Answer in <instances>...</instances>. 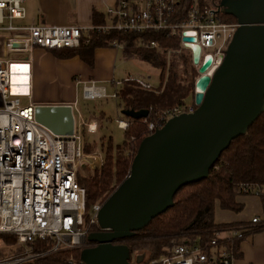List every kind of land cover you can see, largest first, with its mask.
<instances>
[{
  "label": "built area",
  "instance_id": "obj_1",
  "mask_svg": "<svg viewBox=\"0 0 264 264\" xmlns=\"http://www.w3.org/2000/svg\"><path fill=\"white\" fill-rule=\"evenodd\" d=\"M217 2L190 0L182 6V0H116L105 8L103 23L17 26L14 20L26 17L25 0H0V35L6 45V53L0 55V264H26L45 254L73 249L80 252L94 246L87 236L99 230L98 212L107 198L86 208L85 188L79 183L82 168L93 171L101 167V159L94 151H85L88 135L98 132V122L84 119L76 100L68 104L73 116L71 134H56L35 118L37 104L32 100L30 67L33 49L77 48L88 42L92 33L138 34L152 30L178 37L181 46L191 50L192 64L198 72L196 78L203 74L211 77L220 65L216 59L225 56L239 26L236 19L222 18L223 13L216 9ZM109 43L116 50L124 48V41L117 37ZM136 46L158 47L156 41L143 39ZM16 54L22 57H12L19 56ZM208 58L209 65L199 72ZM13 62L27 66L26 92L13 90ZM124 82L135 83L143 90L154 89L145 78L129 74L122 81L112 80L114 90L110 94L93 81L83 84L82 98L117 99V91ZM197 91L195 85L194 93ZM22 98L28 102L23 103ZM196 107L193 96L188 103L160 111L152 120L142 118L147 135L174 116L193 113ZM115 122L119 129L125 130L134 119L118 115ZM135 152L132 143L129 153L134 156ZM236 191L258 196L264 205V184L242 182ZM263 226L264 217L254 216L248 222L214 228L208 240L184 233L172 239L165 252L147 264H233L234 252L227 243L241 240ZM2 235L12 236L14 242L5 244ZM35 241L44 248L34 251ZM127 242L118 239L113 243ZM66 264L82 263L79 258L70 257Z\"/></svg>",
  "mask_w": 264,
  "mask_h": 264
},
{
  "label": "water",
  "instance_id": "obj_2",
  "mask_svg": "<svg viewBox=\"0 0 264 264\" xmlns=\"http://www.w3.org/2000/svg\"><path fill=\"white\" fill-rule=\"evenodd\" d=\"M216 7L239 24L225 56H218L211 77L203 74L196 81L204 88L194 93L195 111L168 119L140 141L128 175L98 212L99 230L88 234L94 246L80 251L82 264H131L129 245L113 242L130 240L174 205L182 186L207 178L230 142L264 112V0H219ZM121 113L141 119L149 110L122 108ZM35 118L56 134L73 132L67 104H37Z\"/></svg>",
  "mask_w": 264,
  "mask_h": 264
},
{
  "label": "trees",
  "instance_id": "obj_3",
  "mask_svg": "<svg viewBox=\"0 0 264 264\" xmlns=\"http://www.w3.org/2000/svg\"><path fill=\"white\" fill-rule=\"evenodd\" d=\"M189 1L182 0V6H186ZM222 18L235 20L233 16L226 14H222ZM105 20V13L93 12V24L103 23ZM115 37L124 41L123 55L133 56L160 70L159 84L155 90H143L135 83L124 82L117 91L120 107L134 110L146 108L149 110L147 120H152L160 111L182 105L187 98L194 96L198 72L192 64L191 50L183 48L178 37L166 36L163 32L147 30L138 34H119L114 31L92 33L88 42H82L77 48L61 49V53L56 56L68 58L77 55L92 66L94 49L110 47L109 42ZM142 39L156 41L158 47L136 46ZM123 131L124 139L120 145H114L112 137H100L103 151L100 169L93 170L87 176L79 175V183L85 188L86 208L105 199L126 177L133 158L129 149L133 143L137 150L140 141L147 135L146 124L142 118L134 119L133 124ZM95 149L94 141H89L85 147L87 153ZM242 182L264 184V112L248 128L245 135L230 142L210 169L207 178L182 186L173 197L174 205L154 217L128 240L131 250L146 252V257L138 264H147L150 259L164 253L171 240L184 233L197 234L203 240H208L214 228L238 224L215 223L213 213L216 205L228 210L238 209L236 196L239 193L236 187ZM2 239L5 244L14 242L12 236L2 235ZM239 241L227 243L233 252H236ZM32 246L34 251L44 248L39 241L32 242ZM79 253L77 249L49 253L26 264H66L70 257L78 259Z\"/></svg>",
  "mask_w": 264,
  "mask_h": 264
},
{
  "label": "crops",
  "instance_id": "obj_4",
  "mask_svg": "<svg viewBox=\"0 0 264 264\" xmlns=\"http://www.w3.org/2000/svg\"><path fill=\"white\" fill-rule=\"evenodd\" d=\"M115 1L25 0L26 17L21 19L22 22L14 24L17 26L32 24L89 26L93 24L94 11L105 13V8L113 5ZM61 51V49H33L30 62L31 94L33 93L32 100L36 104L68 105L76 100L79 107L75 87L80 85L82 87L83 84H89L93 81L96 85L104 87L105 92L106 88L103 83H109L114 90L112 80H115L114 72L118 56L121 55L125 60L136 59L133 56L123 55L122 50L111 47H97L93 52V65L89 66L77 55L68 58L57 57L56 54L61 53ZM46 82L59 86V89L52 91L53 95H47V97L44 96L45 94L42 93L40 88ZM106 94L108 93L106 92ZM88 119L93 118L89 117ZM244 197L247 198V196ZM256 197L258 196L250 198L256 200ZM258 198L261 209L254 212L250 218L218 223H243L248 222L254 216L264 217L263 199ZM233 264H264V226L258 227L238 242L237 250L234 252Z\"/></svg>",
  "mask_w": 264,
  "mask_h": 264
},
{
  "label": "rangeland",
  "instance_id": "obj_5",
  "mask_svg": "<svg viewBox=\"0 0 264 264\" xmlns=\"http://www.w3.org/2000/svg\"><path fill=\"white\" fill-rule=\"evenodd\" d=\"M19 22H22V20L20 21L14 20L15 24ZM3 33L10 34L9 31H5ZM5 53H6V45L4 43L3 36L0 35V55ZM16 55L19 56L12 55V57H22L21 54H16ZM159 71H160L159 69L154 68L151 65L146 64L142 61L133 58L125 60L121 55H119L116 64V70L114 72V78L115 80L122 81L124 77H126L129 74L138 75L148 80L152 84L154 88L153 90H155L159 84ZM197 80L198 79L196 78L195 85ZM103 85L105 86L106 92L108 94L112 93L113 88H111V85L109 83H103ZM40 88L42 93L45 94L44 96L47 97V95H53L52 91L59 89V86H54L51 85L49 82H46V84H43V86H41ZM81 90H82L81 85L75 87L76 98L79 102V109L81 110L84 119L88 120V118L91 117L99 123L98 132L92 135H88V140L90 142L92 141L95 142L96 149L94 150V153L101 159L103 155L102 154L103 151L101 150L100 137L102 136L105 138L112 137L113 144L120 145L124 139V131L117 127L115 119L117 118L118 115L121 116L122 118H126L127 116L121 113L122 107L118 105V101H119L118 97L117 99L112 97H107V98H101L95 100H83L81 98L82 95ZM22 101L23 103L28 102L26 98H22ZM190 101L191 98H187L185 100V103H188ZM92 172L93 171L88 167L81 169V174L83 176L90 175ZM244 196H247V198H245ZM250 197L255 198V196L252 195L248 196V195L238 194L236 196V201L238 202L239 205H238V209L236 210L223 209L220 208L218 205H216L213 213L214 222L218 223V222H228V221H239L242 219L250 218L254 212L259 211L261 209L260 202L258 203L259 198L256 197L255 200ZM130 257H131L130 258L131 264H138L140 260L146 257V252H138L131 250Z\"/></svg>",
  "mask_w": 264,
  "mask_h": 264
},
{
  "label": "bare ground",
  "instance_id": "obj_6",
  "mask_svg": "<svg viewBox=\"0 0 264 264\" xmlns=\"http://www.w3.org/2000/svg\"><path fill=\"white\" fill-rule=\"evenodd\" d=\"M206 65L204 64V66H208V63H210V59H206ZM12 69H13V74H12V83H13V90H17V91H23V92H26V89H25V85L24 83H27V75H26V72H27V66L26 65H22V63H19V62H13V66H12ZM210 70H212L210 68ZM206 75V74H204ZM197 87L201 90L204 88V85H202L200 82H198V85Z\"/></svg>",
  "mask_w": 264,
  "mask_h": 264
}]
</instances>
